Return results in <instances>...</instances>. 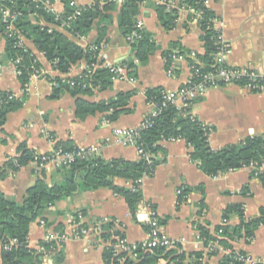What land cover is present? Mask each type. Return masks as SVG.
Here are the masks:
<instances>
[{"label": "crops", "instance_id": "0c3cea01", "mask_svg": "<svg viewBox=\"0 0 264 264\" xmlns=\"http://www.w3.org/2000/svg\"><path fill=\"white\" fill-rule=\"evenodd\" d=\"M73 3L84 6L92 0H73ZM51 7L56 13L63 11L60 0L51 2ZM207 7L215 13V26L228 45L226 63L264 74V0H211ZM112 16L113 22L108 27L102 51L113 63L133 62L131 45L117 25V11ZM137 19L150 33L155 49L146 62L133 67L135 82L111 79L108 87H95L89 93L77 96L89 102H98L112 99L119 92L131 91L128 112L120 113L113 121L100 112L79 118L75 109L76 97L66 91L57 98L50 97L52 83L48 77H76L84 69L83 61L73 65L67 73H60L51 68L43 53L35 49L30 40L24 39L23 43L34 53L44 73L41 77H30L24 90L17 79L15 64L5 58V41L0 39V91L11 92L17 98L25 96L22 106L8 113L0 127V168L8 159L17 156L21 147L41 155L49 153L58 142L75 147H94L96 155L106 160L139 159L135 146L116 141L115 130L137 128L152 113L154 109L146 99V89L174 90L185 84L190 74L187 60L177 61L173 73H167L164 53L172 49L173 43L196 53L203 52V44L198 22L192 20L193 17L184 9H179L178 19L171 29H165L160 24L150 3L144 2L140 6ZM95 38L96 30L92 29L78 41L86 45ZM191 113L213 127L208 134L211 148L235 144L249 135L264 133V92H250L236 84L215 86L193 101ZM160 144L164 150L160 155L162 161L151 175L141 177L142 200L134 216L129 213L122 196L108 187H99L73 191L29 224L28 244L34 249L47 230L66 235L64 241L57 244L62 253L61 260L56 261L57 251L54 250L42 257V264H104L101 243L90 236L72 238L76 213L82 215L86 225L106 218L125 237L137 242L147 238L149 210L156 212L161 232L180 241L185 253L203 250L205 260L217 264L225 252H243L264 264V224L254 230L250 240L241 236L236 241H230L232 248L229 250L218 244L215 248L217 253L212 255H208L210 250L203 248L197 239L198 225H204L213 236H217L216 227L221 225L223 210L230 204H241L246 218L258 217L260 209L264 208V182L251 175L249 167L209 177L196 162L190 160L189 148L183 140L170 139ZM39 177L51 184L62 181L64 175L53 167L38 170L30 161L17 171H7L0 177V192L10 200L21 202L27 188ZM112 182L119 187L132 186L131 181L121 177L112 178ZM243 186H247V191H243ZM179 189L186 190L184 195L179 196ZM201 200L203 205H200ZM41 219L46 220L45 226L39 222ZM238 223L237 215L229 218L228 225Z\"/></svg>", "mask_w": 264, "mask_h": 264}, {"label": "trees", "instance_id": "16d2710c", "mask_svg": "<svg viewBox=\"0 0 264 264\" xmlns=\"http://www.w3.org/2000/svg\"><path fill=\"white\" fill-rule=\"evenodd\" d=\"M44 1L53 2L54 0H0V39L3 38L5 41V58L15 64L17 79L22 88H25L35 69H42L34 53L23 43L24 39L30 40L35 49L43 53L51 68L60 73H67L73 65L81 61L90 66L97 60V51L91 49V46L99 47L106 41L108 27L113 22V12L117 11V25L121 33L124 37H128L134 30L140 6L144 2L151 4L158 21L165 29L173 28L181 7L188 9L192 17L195 12H202L198 25L201 30L200 40L203 44V52L195 53V57L205 65L201 68L202 72H211L217 68L212 66L217 44L216 30L211 21L216 18V15L205 6L204 0H121L119 3L114 0H92V3L84 6L72 5V0H60L63 11L58 14L47 10L44 7ZM2 8L16 11L17 17L12 23L20 33L21 39L16 33L7 31V22L3 20L1 13ZM76 10L80 13L73 19H67ZM54 26L61 27L63 30H58ZM92 29L96 30L95 40L86 45L81 44L78 37L86 36ZM140 34V37L134 39L130 45L138 63H144L155 49V43L150 33L144 29ZM173 53H190V51L173 43L172 49L164 53L167 65ZM187 61L192 63L190 58H187ZM128 63L131 67L136 65L132 61ZM48 79L52 83L51 98H57L65 91L76 97L75 109L79 118L100 112L104 113L106 119L113 121L120 113L129 110L127 105L132 95L131 91L119 92L107 101L89 102L77 97L80 94L89 93L92 88L102 89L111 84L110 74L105 68L99 67L91 75L83 70L80 76L73 78L56 76L48 77ZM68 80L73 81V84L66 83ZM160 91V88L146 89L147 101L161 102ZM24 98L25 96L17 98L8 91H0V127L4 124L8 113L22 106ZM212 130V126L203 123L191 113V106L178 109L170 105L152 118V124L149 127L138 131L136 145L148 155L150 162L141 156L136 161H128L106 160L95 154L55 168L64 175L60 182L48 184L41 177L37 178L33 185L27 188L21 202L10 200L0 192V264H42L44 254L29 247L28 244L29 224L41 218L44 211L57 200L70 195L77 189L92 190L108 187L124 198L129 213L134 216L137 205L142 200L140 183L137 180L144 174L151 175L156 165L162 161L160 155L164 150L160 143L165 140H183L189 148L190 160L196 162L199 169L209 177L254 163L256 167L251 171V175L259 177L264 182V170L258 171V167L264 163V133L249 135L235 144L213 149L208 143V134ZM55 147L69 150L75 146L58 142ZM36 155L38 154L21 147L19 154L8 159L0 168V177L7 171H17L21 166L32 161ZM256 172H258L257 175H255ZM114 177L131 181L132 186H116L112 182ZM243 191H247V186H243ZM185 192V189H180L179 196L184 195ZM200 205H203L202 200ZM232 215L238 216L239 223L235 226H217V236H213L204 225L197 226L203 247L210 250L207 252L208 255L217 253L216 247H208L213 242L229 250L232 248L230 241H236L241 236L250 240L254 230L260 224H264V208L260 209L258 217L246 218L241 204H230L223 210V217L230 218ZM80 226H86V223L83 222ZM104 231L101 235L103 238L111 233L122 234L118 229H113L110 221L104 224ZM11 239L15 240L12 244H10ZM39 244H42L48 252L57 251L56 261L61 260V250L57 249L55 243L41 241ZM240 254L245 253L225 252L217 264H246L238 259ZM101 256L104 264H116V259L120 255H113L112 250L105 247ZM204 259L203 250L185 253L175 249L155 247L152 251H138L135 260L128 257L123 264H184L185 260L188 264H203ZM204 264L211 263L207 261Z\"/></svg>", "mask_w": 264, "mask_h": 264}, {"label": "built area", "instance_id": "2783aa9c", "mask_svg": "<svg viewBox=\"0 0 264 264\" xmlns=\"http://www.w3.org/2000/svg\"><path fill=\"white\" fill-rule=\"evenodd\" d=\"M116 2H121V0H114ZM158 1V0H155ZM163 1V0H162ZM211 0H204L205 6L210 3ZM174 2H172L173 4ZM44 7L53 11L51 7V2L44 1ZM71 4L74 5L73 0ZM176 6V5H169ZM188 12V9L185 7H181ZM193 11V10H190ZM2 17L5 22H7V31L16 33L21 39L20 33L17 29L14 28L12 21L17 17L16 11H12L8 8L1 9ZM56 13V12H54ZM80 13L79 10L74 11L71 15L68 16L67 19H73ZM58 14V13H56ZM202 18V12H195L193 16L194 21L198 22L199 19ZM212 25L216 30V51L214 53V62L212 66H217L214 71L211 72H202L201 68L205 66L202 62H200L196 57L193 51L190 53H173L170 56L169 63L166 66L167 73L172 74L175 68V63L180 60H187L190 58L192 63H189V78L181 87L174 90H161V102H150L153 106V111L150 115L145 117L139 127L131 128V129H117L115 130V139L117 142L123 145H133L135 146L139 157H144L148 162H150L149 157L142 148L136 145V137L138 135V131L142 128H147L152 124V118L156 116L163 108L167 106H174L178 109L189 107L192 105L193 101L200 98L205 94V92L212 87L220 86V85H228V84H236L245 88L250 92H264V74L257 72L254 69L246 68V67H233L229 66L226 61V54L228 52V45L225 43L222 33L219 29L216 28L215 23L217 22V17L213 18ZM143 30V22L139 19L136 20L134 30L132 34L126 37L127 41L131 43L134 39L140 37V32ZM79 39L83 38L82 36L78 37ZM91 49L97 51V60L92 62L90 66L85 65L84 69L88 74H92L95 69L102 67L105 68L110 74L111 79L121 80L134 83L135 77L132 75L134 68L129 66L128 63H113L109 60L108 56L102 51V43L99 47L91 46ZM133 62L135 64L138 63L137 58H133ZM82 72L79 74V76ZM44 75L42 69H35L31 75V77H41ZM66 83L70 85L73 84V81L68 80ZM26 86L24 90H26ZM96 154V149L94 147H73L69 150H64L62 147H54L49 153L36 155L33 157L32 162L38 170H42L45 168L53 167L57 168L60 166H66L77 159H86ZM264 163L258 167V171L263 170ZM249 167L251 171L256 167L254 163L250 164ZM258 172L255 173L257 175ZM143 176H146L144 174ZM142 176V177H143ZM141 178L137 180L140 182ZM180 193V189L178 190ZM149 218L147 221L148 224V234L147 238L141 241H131L124 234H107L106 238L101 237L102 233H104V224L109 222L108 219L104 218L102 221H98L92 225L80 226L83 223L82 215L77 213V215L73 218V231L72 238H82V237H92L94 241L101 243L103 248L109 247L113 255H120L116 259V264H123L126 258L136 259L138 256V251H152L155 247H163L165 249H175L177 251H183L181 248L180 241L171 239L167 237L165 234L161 232L159 221L154 210H149ZM43 226H45V221H39ZM229 218H222L221 225H228ZM113 229H117L113 224ZM221 230H219L220 232ZM66 238V235L59 231H50L47 230L42 239L43 242L46 243H55L56 245L63 242ZM199 242L203 243L199 238V234L197 236ZM15 240L11 239L10 244L14 243ZM218 247V243L213 242L212 245H208V247ZM6 248L8 247L5 246ZM204 248V247H203ZM37 251L42 252L44 255L48 252L42 244L37 245ZM207 249V248H205ZM43 255V256H44ZM238 259L243 261L246 264H254L255 261L248 254H240L238 255ZM205 260V259H204Z\"/></svg>", "mask_w": 264, "mask_h": 264}, {"label": "rangeland", "instance_id": "374dc122", "mask_svg": "<svg viewBox=\"0 0 264 264\" xmlns=\"http://www.w3.org/2000/svg\"><path fill=\"white\" fill-rule=\"evenodd\" d=\"M185 262H186V264H188V261H186V260H185V261H184V263H185ZM203 262L205 263V262H207V261H206V260H204ZM204 263H203V264H204Z\"/></svg>", "mask_w": 264, "mask_h": 264}]
</instances>
